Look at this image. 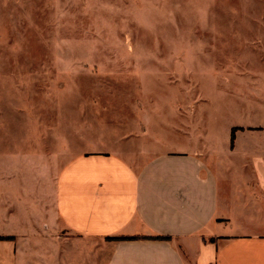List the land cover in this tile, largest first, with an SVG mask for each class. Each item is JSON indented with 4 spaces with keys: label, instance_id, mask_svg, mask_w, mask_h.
<instances>
[{
    "label": "rangeland",
    "instance_id": "obj_1",
    "mask_svg": "<svg viewBox=\"0 0 264 264\" xmlns=\"http://www.w3.org/2000/svg\"><path fill=\"white\" fill-rule=\"evenodd\" d=\"M261 126L264 0H0V170L25 168L49 215L76 156L223 150ZM62 228L72 264H103L105 240Z\"/></svg>",
    "mask_w": 264,
    "mask_h": 264
},
{
    "label": "crops",
    "instance_id": "obj_2",
    "mask_svg": "<svg viewBox=\"0 0 264 264\" xmlns=\"http://www.w3.org/2000/svg\"><path fill=\"white\" fill-rule=\"evenodd\" d=\"M5 188L0 264L77 263L79 243L62 227L105 240L103 264H264V127L223 150L76 156L54 179L50 215L22 166L0 170ZM116 236L135 239H107Z\"/></svg>",
    "mask_w": 264,
    "mask_h": 264
},
{
    "label": "trees",
    "instance_id": "obj_3",
    "mask_svg": "<svg viewBox=\"0 0 264 264\" xmlns=\"http://www.w3.org/2000/svg\"><path fill=\"white\" fill-rule=\"evenodd\" d=\"M233 141V133L231 135V142ZM165 238H168L167 236ZM109 240H129V239H135V237H127V236H116V237H107Z\"/></svg>",
    "mask_w": 264,
    "mask_h": 264
}]
</instances>
